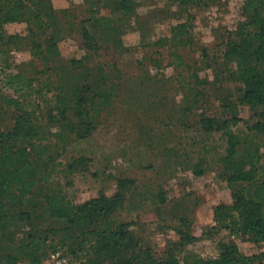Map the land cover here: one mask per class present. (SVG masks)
<instances>
[{"label":"rangeland","instance_id":"obj_1","mask_svg":"<svg viewBox=\"0 0 264 264\" xmlns=\"http://www.w3.org/2000/svg\"><path fill=\"white\" fill-rule=\"evenodd\" d=\"M51 1L63 20H75L78 25L58 39L59 56L64 61L81 58L93 67V73H98L100 66L108 85H117L119 96L98 113L96 125L87 135H79L80 117L75 115L70 117V127L61 128L63 123L50 116L52 112L59 117L53 105L60 76L66 70L59 67L57 59L47 61L30 54L31 43L25 38L27 22L4 24L0 45L8 49L9 66L18 69L32 61L43 69L36 74L26 67L37 78V92L28 108L34 106L46 134L38 155L46 162L43 168L51 170L49 181L37 187L44 192L61 190L72 201L82 203L102 192L112 195L118 178H127L124 206L109 219L112 224L131 222L142 247H151L162 256L179 240L177 230L181 229L198 237L185 247L191 263L218 255L219 240H233L241 253L253 257L252 264H264V240L255 241L238 230L207 234L217 224L215 207L232 202L231 188L221 176L223 158L232 146L245 162L244 168L252 169L253 174L251 181L237 182V186L254 192L260 191L264 182V128L255 126L264 122V105L241 100L244 83L231 73L236 65L225 59L232 40L257 30L248 0H216L205 8L191 5L187 12L170 0H139L140 18L156 24V40L161 41L137 44L121 35L115 38L122 41L118 48L109 37H102L98 41L101 46L93 51L84 47L79 29L84 0ZM183 20L189 28L182 34L187 39L185 45H179L169 36L171 26ZM12 35L20 38H10ZM130 45H134L131 56H124L123 49ZM128 61L135 62L138 69H128ZM47 64L55 69L46 70ZM11 97L22 101L0 83V111H7L5 119H0L3 127L15 123L18 107L10 102ZM86 107L89 110V105ZM202 118L229 122L221 129H216L215 123L207 128ZM4 202L10 211L20 207L14 194L6 195ZM12 224L10 235L2 238L0 233V257L18 252L32 230L27 219L14 218ZM53 224L62 225L57 220ZM58 246H62L59 250L66 256V264H85V258L66 251L65 244H56L50 251Z\"/></svg>","mask_w":264,"mask_h":264},{"label":"trees","instance_id":"obj_2","mask_svg":"<svg viewBox=\"0 0 264 264\" xmlns=\"http://www.w3.org/2000/svg\"><path fill=\"white\" fill-rule=\"evenodd\" d=\"M102 1L84 0L86 9L79 20L82 25L79 29L87 51L99 49L101 43L98 41L102 37H109L115 47L122 45V41L115 38L122 35L123 29L116 20L119 17H114L112 12H119L124 17L139 14V0H106L105 4L111 11L100 10ZM175 1L178 9L187 12L191 5L205 8L216 0ZM247 7L253 12V22L258 23L257 30L239 40H232L225 52V59L229 65H236L231 73L244 83L241 100L248 104L264 105V0H248ZM59 15L51 0H0V38L6 22L28 23L25 38L31 43L30 54L47 61L57 59L59 67L64 68V72L66 70L60 76L56 104L53 105V111H57L59 117L51 112L50 119L58 118L59 123H63L61 128H67L72 125L71 115L80 117V129L77 131L79 135L85 136L95 127L98 113L110 107L114 97L119 96V89L117 85H108L107 76L100 66L98 73H93V67L86 65L81 58L64 61L59 56L60 36L78 29L75 20L65 21ZM186 21L171 26L169 39L175 44L185 45L187 39L182 34L188 33L189 24ZM13 36L20 38L19 35L9 37ZM158 41L161 39L153 43ZM6 51L8 49L0 45V83L22 101L14 97L9 99L18 107L14 115L15 123L13 126H0V233L2 238L12 233L10 228L14 218L29 220L32 230L28 240L19 246L18 252L1 255L0 264H16L18 261L42 264L51 252L62 247L50 251L56 244H65L66 251L78 253V257L83 256L85 264H252L253 257L241 253L233 240H219L218 255L199 257L191 263L190 254L184 253L185 247L198 237L181 229L177 230L179 240L171 243L162 256H157L151 247H142L131 222L112 224L109 219L124 206L127 178H118V188L112 195L102 192L82 203L72 201L61 190H40L37 186L40 182L49 181L51 170L43 168L46 162L38 155L41 139L46 134L34 106L28 108V104L32 106L29 100L37 92V78L26 67L30 66V70L36 74L43 69L32 61L24 63L22 68H11ZM177 59L178 63L182 62L180 55H177ZM49 65H46V70L55 69ZM6 114V110L3 113L0 111V119H5ZM216 121L214 118L201 120L207 128L215 123L216 129H221L229 122ZM255 126L264 128V122H258ZM235 157L236 162L233 161ZM252 158L250 156V161ZM223 162L221 176L231 188L232 202H222L215 207L217 224L209 228L207 234L225 229L230 232L238 230L251 235L255 241L264 240V182L260 191L254 192L245 190L244 186H237V182L251 181L253 174L252 169L244 168L246 164L234 146L224 156ZM9 194L19 199V209L10 211L6 208L4 197ZM54 220L62 225H54ZM102 220H106L104 226L100 225ZM56 240L58 243H55Z\"/></svg>","mask_w":264,"mask_h":264},{"label":"crops","instance_id":"obj_3","mask_svg":"<svg viewBox=\"0 0 264 264\" xmlns=\"http://www.w3.org/2000/svg\"><path fill=\"white\" fill-rule=\"evenodd\" d=\"M176 7L178 6V3L177 1L175 0H170ZM106 0H103L100 5H101V9L100 10H103V11H111L107 6H106ZM83 5H84V10L86 9V6H85V2H83ZM114 17H119L116 18V20L119 22V24H121L122 26V29H123V33H122V36L125 38V37H128L131 39V42H136L137 44H142V43H151V42H154V40H156V34H157V27H156V24H152L151 20H143V18H140V12L139 14H134L132 15L131 17H124L121 13L119 12H112ZM97 14V13H95ZM93 20L89 21V23L91 24ZM131 44V43H129ZM127 44V45H129ZM135 44V43H134ZM134 45H130V46H127V49L126 51L124 52V56L128 55L131 56L130 53L133 52V47ZM129 62V67L128 69H131V71H135L138 69V66L135 64V62H131V61H128ZM226 201H231L230 199L229 200H226Z\"/></svg>","mask_w":264,"mask_h":264},{"label":"built area","instance_id":"obj_4","mask_svg":"<svg viewBox=\"0 0 264 264\" xmlns=\"http://www.w3.org/2000/svg\"><path fill=\"white\" fill-rule=\"evenodd\" d=\"M66 256L60 250L51 252L45 262V264H66Z\"/></svg>","mask_w":264,"mask_h":264}]
</instances>
